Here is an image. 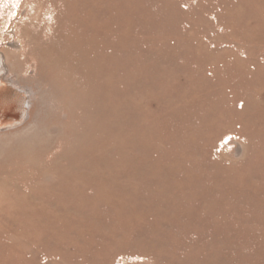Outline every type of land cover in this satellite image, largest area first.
Masks as SVG:
<instances>
[{"label": "rangeland", "instance_id": "374dc122", "mask_svg": "<svg viewBox=\"0 0 264 264\" xmlns=\"http://www.w3.org/2000/svg\"><path fill=\"white\" fill-rule=\"evenodd\" d=\"M0 264H264V0H0Z\"/></svg>", "mask_w": 264, "mask_h": 264}, {"label": "bare ground", "instance_id": "6f19581e", "mask_svg": "<svg viewBox=\"0 0 264 264\" xmlns=\"http://www.w3.org/2000/svg\"><path fill=\"white\" fill-rule=\"evenodd\" d=\"M1 57V54H0ZM0 61V72L3 71ZM27 96L18 88L5 86L0 78V129L18 127L27 117L28 107L24 103Z\"/></svg>", "mask_w": 264, "mask_h": 264}, {"label": "water", "instance_id": "95a60500", "mask_svg": "<svg viewBox=\"0 0 264 264\" xmlns=\"http://www.w3.org/2000/svg\"><path fill=\"white\" fill-rule=\"evenodd\" d=\"M4 74H6L5 72H2V73H0V78H1V81L5 84V86H11L12 85V83L10 82V81H4L3 80V78H4ZM26 96H27V100L25 101V103H24V106H25V108L26 107H28V105H29V94H28V91H26Z\"/></svg>", "mask_w": 264, "mask_h": 264}]
</instances>
